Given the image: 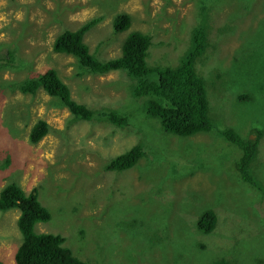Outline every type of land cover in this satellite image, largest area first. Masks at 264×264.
<instances>
[{
  "label": "rangeland",
  "instance_id": "1",
  "mask_svg": "<svg viewBox=\"0 0 264 264\" xmlns=\"http://www.w3.org/2000/svg\"><path fill=\"white\" fill-rule=\"evenodd\" d=\"M120 12L130 14L131 29L151 35L145 60L152 67L177 65L191 48L192 29L206 26L195 69L210 130L166 131L146 113L145 97L132 94L134 79L124 70L90 73L52 50L56 33L99 16L83 38L89 51L100 59L119 55L128 29L115 34L111 27ZM7 54L9 65H0V189L11 181L25 192L37 187L50 218L35 223V232L61 234L90 264H264V0H0V56ZM48 68L92 119L74 118L42 89L22 93L11 85ZM102 111L126 116L127 125L98 117ZM38 118L49 129L32 143ZM225 128L243 137L259 132L257 186L239 177L240 151L218 135ZM137 142L147 149L132 167L105 169ZM205 209L217 217L208 233L196 225ZM18 214L0 210V264H16Z\"/></svg>",
  "mask_w": 264,
  "mask_h": 264
},
{
  "label": "trees",
  "instance_id": "2",
  "mask_svg": "<svg viewBox=\"0 0 264 264\" xmlns=\"http://www.w3.org/2000/svg\"><path fill=\"white\" fill-rule=\"evenodd\" d=\"M100 19L99 16L91 17L76 28L56 33L52 40V50L74 56L77 63L90 73L104 74L112 70H124L134 79L132 94L145 97L146 113L157 117L166 131L183 136L210 130L212 122L208 115L204 80L195 69L196 57L207 45L206 26L199 24L192 29L191 48L185 52L177 65L161 68L147 65L145 59L151 44V35L131 29V16L127 12L117 13L112 20L113 33L118 34L128 29L119 55L108 59L97 58L89 51L83 38ZM10 54L12 52H9ZM11 57L12 60L13 56ZM0 60L3 67L9 65L8 54L7 60L2 56ZM152 73L157 74V79H152ZM25 78L12 82V87L22 93H33L42 89L67 108L76 119L90 120L94 116L88 106L72 98L68 85L55 69L48 68L36 76ZM97 116L108 119L116 126H125L128 122L126 116L109 111L98 112ZM48 129V123L38 118L29 129V141L37 142ZM253 133L250 137H243L233 129L225 128L218 135L239 149L240 154L235 162L239 177L250 185L257 186L252 162L258 151L259 132ZM145 145L137 142L110 157L105 169L119 171L132 167L144 155L147 149ZM10 208L19 209L16 225L21 234V242L13 253L16 264H90L72 254L70 248L64 245L65 238L61 234L34 231L35 223L50 218L49 210L38 199L37 187L25 192L15 181L6 183L0 189V210ZM197 218V228L208 233L214 228L217 217L214 210L205 209Z\"/></svg>",
  "mask_w": 264,
  "mask_h": 264
}]
</instances>
